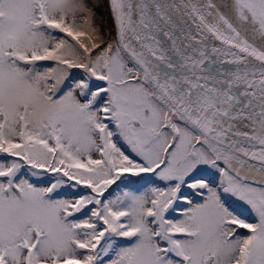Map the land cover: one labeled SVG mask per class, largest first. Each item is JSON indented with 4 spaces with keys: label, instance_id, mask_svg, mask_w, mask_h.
Masks as SVG:
<instances>
[{
    "label": "snow or ice",
    "instance_id": "6c2138e0",
    "mask_svg": "<svg viewBox=\"0 0 264 264\" xmlns=\"http://www.w3.org/2000/svg\"><path fill=\"white\" fill-rule=\"evenodd\" d=\"M0 264H264V0H0Z\"/></svg>",
    "mask_w": 264,
    "mask_h": 264
}]
</instances>
